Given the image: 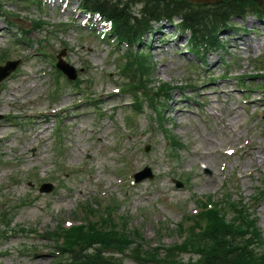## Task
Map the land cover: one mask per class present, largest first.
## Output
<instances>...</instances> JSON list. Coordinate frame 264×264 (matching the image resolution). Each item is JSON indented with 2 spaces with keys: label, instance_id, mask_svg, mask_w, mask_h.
I'll return each mask as SVG.
<instances>
[{
  "label": "rangeland",
  "instance_id": "obj_1",
  "mask_svg": "<svg viewBox=\"0 0 264 264\" xmlns=\"http://www.w3.org/2000/svg\"><path fill=\"white\" fill-rule=\"evenodd\" d=\"M3 2L9 13L0 14V53L8 50L11 59L22 62L0 87L4 114L0 120V209L12 208L9 225L0 220V264L53 262L55 245L32 230L56 228L63 220L74 222L81 217L76 214L79 202L101 199V191L120 198L119 213L130 214L129 227L142 230L143 246L148 248V243L171 245L180 240L178 232L168 233L167 226L177 229L183 208L195 209L197 194L214 195L218 202L225 184L246 198L264 189V153L253 149L264 147V90L260 89L264 78L245 83L237 79L254 74L256 58L264 59V19L233 17L231 30L219 32L224 48L210 50L204 61L184 51L189 33L177 29L179 18L155 23L144 37L154 64L153 85L159 81L177 85L163 108L165 125L183 143L178 158L172 159L156 112L147 101L141 112H135L132 94L122 88L127 81L119 74L124 45L81 29L68 20L66 12L48 5ZM37 19L45 20L43 27L34 23ZM23 30L27 42L18 44L15 40ZM245 39L250 45L244 46ZM63 49L67 61L84 68L76 84L55 71L56 55ZM190 82L194 86L184 87ZM241 84L246 90H241ZM232 90L233 96L225 94ZM81 97L85 101L78 104ZM38 107L53 110L28 113ZM229 148L236 152L228 155ZM135 157L139 165L133 168ZM145 167L153 178L136 182L134 174ZM47 178H52L55 188L41 193L39 187ZM175 180L185 182L177 187ZM23 199L31 203L14 206ZM255 213L264 236V194ZM162 222L166 229L159 238L156 228ZM21 226L25 231L17 229ZM2 230L8 232L2 234ZM125 262L135 264L131 258Z\"/></svg>",
  "mask_w": 264,
  "mask_h": 264
},
{
  "label": "trees",
  "instance_id": "obj_2",
  "mask_svg": "<svg viewBox=\"0 0 264 264\" xmlns=\"http://www.w3.org/2000/svg\"><path fill=\"white\" fill-rule=\"evenodd\" d=\"M136 3H142L138 10H134ZM83 5L112 18L120 41L138 42L152 20L181 16L184 28L192 33L191 43L195 47L215 45L217 31L225 28L233 16H244L247 10L264 13L255 0H222L212 6L189 0H83ZM122 71L126 78L142 82L145 88L153 76L152 63L144 52L128 54ZM107 209V212L97 214L91 212L96 218L94 221L89 220L86 225L66 231L68 247L65 251L73 254L68 260L56 264H122L114 256H105L104 250L123 252L130 249L134 242H139L140 238L125 226L117 231L119 224L114 223V210L111 207ZM236 211L240 213V210ZM105 214L107 217H104ZM221 215L218 207L205 212L206 228L203 231L201 228L199 233L188 229V238L182 244L171 247L163 257L156 248L148 247L142 251L143 245L139 242L136 252L139 264H264V241L255 220L249 219L246 226L236 228L232 223H226ZM201 217L193 216L192 222L201 227ZM234 224L237 225L236 222ZM96 244L100 247L93 253L86 252L88 247ZM178 249L194 251L199 258L188 263L175 260Z\"/></svg>",
  "mask_w": 264,
  "mask_h": 264
},
{
  "label": "water",
  "instance_id": "obj_3",
  "mask_svg": "<svg viewBox=\"0 0 264 264\" xmlns=\"http://www.w3.org/2000/svg\"><path fill=\"white\" fill-rule=\"evenodd\" d=\"M59 61L57 63L58 68H60L69 78L75 79L77 77V72L73 66L63 60L62 54L59 56ZM19 62H9L5 66H0V82L6 78L18 65Z\"/></svg>",
  "mask_w": 264,
  "mask_h": 264
},
{
  "label": "bare ground",
  "instance_id": "obj_4",
  "mask_svg": "<svg viewBox=\"0 0 264 264\" xmlns=\"http://www.w3.org/2000/svg\"><path fill=\"white\" fill-rule=\"evenodd\" d=\"M253 21H255V20H253ZM252 24H254V23H252ZM243 43H244V46L250 45L248 39H245ZM166 45H168V42H166L165 45L161 46L162 47V49H161L162 51H163L164 46H166ZM227 83H228V81H225V84H227ZM225 86H227V85H225ZM107 93H109V92H107ZM225 94L229 95V96H233V90L232 91H227ZM208 97H210V96L208 95L207 98ZM38 108H39V112H45V113H49L50 112L49 110H42L43 109L42 107H38ZM233 113L234 114H232V116H234V117L232 119L236 120L237 119V114H235L234 111H233ZM177 117H179V116H177ZM176 123H177V119H176ZM177 124L181 125L182 122L180 121V123H177ZM96 132L98 133V131H96ZM208 140H212V139L209 138ZM253 149H257V153L258 154L264 153V147L260 148V147L254 146ZM205 161H207V159ZM138 165H139V157H135L134 160L132 161V166L134 168V167H137Z\"/></svg>",
  "mask_w": 264,
  "mask_h": 264
}]
</instances>
